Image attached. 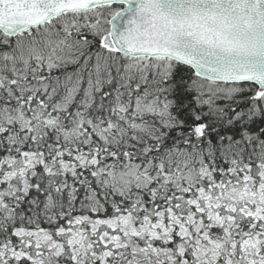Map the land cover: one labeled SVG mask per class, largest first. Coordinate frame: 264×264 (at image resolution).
<instances>
[{
	"label": "trees",
	"instance_id": "16d2710c",
	"mask_svg": "<svg viewBox=\"0 0 264 264\" xmlns=\"http://www.w3.org/2000/svg\"><path fill=\"white\" fill-rule=\"evenodd\" d=\"M119 9L0 33V264H264V195L223 200L264 188L257 87L128 75L101 47ZM199 82L238 94L209 108Z\"/></svg>",
	"mask_w": 264,
	"mask_h": 264
},
{
	"label": "water",
	"instance_id": "95a60500",
	"mask_svg": "<svg viewBox=\"0 0 264 264\" xmlns=\"http://www.w3.org/2000/svg\"><path fill=\"white\" fill-rule=\"evenodd\" d=\"M109 6L122 8L101 47L264 91V0H0V33L16 38L63 15Z\"/></svg>",
	"mask_w": 264,
	"mask_h": 264
},
{
	"label": "rangeland",
	"instance_id": "374dc122",
	"mask_svg": "<svg viewBox=\"0 0 264 264\" xmlns=\"http://www.w3.org/2000/svg\"><path fill=\"white\" fill-rule=\"evenodd\" d=\"M143 59L137 60L134 65L131 67L130 71L128 72V75L132 76L134 73L133 71H143L146 70L148 67H146ZM200 83V82H199ZM197 84V88L201 90V94L205 97L201 99L202 104H206L209 108L214 106L213 103H215L214 99L222 97H231L234 94L237 93V89L234 88H225L221 86H213L209 83H200ZM204 93H209L204 94ZM202 98V97H201ZM196 132L198 133V130L196 129ZM264 195V188L263 187H257L256 189H253L250 184H244L242 187H238L236 189H232L228 194H226V199L223 198V200H228L227 202H230L232 205H234V202H242V203H252L256 204L257 197L260 195ZM231 195L232 198L228 199V196Z\"/></svg>",
	"mask_w": 264,
	"mask_h": 264
},
{
	"label": "flooded vegetation",
	"instance_id": "af4514ba",
	"mask_svg": "<svg viewBox=\"0 0 264 264\" xmlns=\"http://www.w3.org/2000/svg\"><path fill=\"white\" fill-rule=\"evenodd\" d=\"M250 100L252 102H257V103L262 102L264 100V93L256 92L255 95L250 96ZM259 105H260V103H259Z\"/></svg>",
	"mask_w": 264,
	"mask_h": 264
},
{
	"label": "bare ground",
	"instance_id": "6f19581e",
	"mask_svg": "<svg viewBox=\"0 0 264 264\" xmlns=\"http://www.w3.org/2000/svg\"><path fill=\"white\" fill-rule=\"evenodd\" d=\"M197 130H198V135L202 136V135H203V130H204V128H203L202 126H199V127L197 128Z\"/></svg>",
	"mask_w": 264,
	"mask_h": 264
}]
</instances>
